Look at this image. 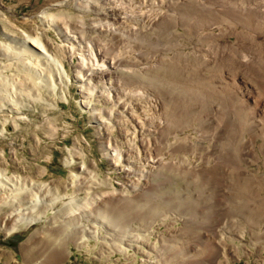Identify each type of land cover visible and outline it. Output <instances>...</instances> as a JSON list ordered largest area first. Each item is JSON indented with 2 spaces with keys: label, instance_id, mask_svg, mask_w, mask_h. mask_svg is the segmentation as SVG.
<instances>
[{
  "label": "rangeland",
  "instance_id": "1",
  "mask_svg": "<svg viewBox=\"0 0 264 264\" xmlns=\"http://www.w3.org/2000/svg\"><path fill=\"white\" fill-rule=\"evenodd\" d=\"M76 1L0 0V264H264V31L237 0Z\"/></svg>",
  "mask_w": 264,
  "mask_h": 264
},
{
  "label": "bare ground",
  "instance_id": "2",
  "mask_svg": "<svg viewBox=\"0 0 264 264\" xmlns=\"http://www.w3.org/2000/svg\"><path fill=\"white\" fill-rule=\"evenodd\" d=\"M224 2H225V0H224ZM229 2H230V0H229ZM235 3L236 4H234L235 5L234 7H235V11L236 12H234L233 14H236V19H237L238 24L242 27V29H243V27L244 28H246V27L248 28L249 27L248 29H250V27H252V28L257 27V28L254 29L255 31H253V32H257L258 33V38L261 37L262 36L261 34L264 31V0H237ZM119 4L117 3L116 0H77L76 3H75V5H77V6H79V7H81L83 9V11H81L82 13H85L87 11H92L94 13L99 14V11L102 10V11H104V15L105 16L108 15V17H110V18H114V20L120 21V25H121V20L123 21V19H124L125 16L124 15H121V9H120L121 8V6H120L121 4L120 5ZM102 6L104 8H102ZM190 6H192V5H190ZM200 9H201V7H200ZM243 11H245V13H246V16L245 17L242 16V12ZM123 14H125L126 16L128 15L125 12ZM99 15H101V14H99ZM92 25H93L92 26L93 28L96 27L95 24H92ZM97 25L99 26V31H102L101 28H100V26L101 25L105 26V23H99L98 22ZM103 30H105V29H103ZM57 31L58 32H61V33H64V36L65 37L67 36V39H71V38L72 39H76V37H74V35L70 36V33L68 34V32H69L68 30H66V31L63 30V32H62V31H60L58 29ZM113 31H114L113 29L110 30V36L111 37H114ZM259 32H260V36H259ZM242 37L243 36L240 33V35H239V38L241 39V44L240 45L243 44ZM249 39H251V38H249ZM258 40H255L254 39V40H251V41L252 42H255L256 43L255 45L258 46V44L260 43V39H258ZM22 43H25V40ZM30 43L33 45L32 48L35 47L38 50V52L39 51L42 52V53L45 52V50H46L45 49V46L38 39H36V38L31 39V42ZM26 45L27 44H24V46H26ZM86 47L87 48L85 49V51H88L87 52V56H88V59H90V65H93L94 64L96 66H94L93 68L87 67L85 69L83 66L80 65V68L79 69L82 70L84 68V72H85L84 74L85 75H90L91 72L92 73L93 72H98V73H101L103 75L106 74L108 71H106L107 69H103L102 68V66L104 65L103 63L111 65L112 63H114V60L113 59L110 60L109 58H107L105 56V54L101 51L100 46L99 45H96V42L95 43L94 42L93 43L90 42V43H88V45H86ZM242 47H243V45H242ZM28 49H31V48H28ZM31 50H33V49H31ZM34 53H35V55H38L37 52L34 51ZM252 53H254V52H252ZM247 59H248V61H250V55H249V58H247ZM82 60H84V59L82 58ZM252 60H253V57H251V61ZM98 62H100V63H98ZM252 62H254V60ZM81 64H84V63H81ZM85 65H86V63H85ZM80 75H81L80 74V70H77L76 78L81 79V76ZM100 196L102 198L104 196V194L99 195V198H100ZM42 200H43L42 196L34 197L32 200H30V202H28V203L31 204L30 206L28 204H25V205H28L27 207H24L25 205L23 206V208L25 209V211H23V213H20L18 210H16V212L13 213L15 215V217H14V220L11 222L12 223V227H10V228L5 227V228L11 229V230H15V227H17V226H15L16 223H20V224H23V223L24 224L34 223V221H36L37 219L35 217H33L30 213L37 209V207L39 205V202H42ZM122 201H123V203H127L129 205V207L130 206H133L132 204L134 202L135 203H139L134 198L130 199L129 197H123V200ZM52 203H53V200H52ZM52 203H49V204H52ZM19 214H21L22 216L19 215ZM24 214H27V215L23 216ZM123 215H124V217H126V215H125L124 212H123ZM4 226H5V223L2 224V227H4ZM55 251H56V252H54L55 254H52V255H54L55 258H57V256H59V254H61V251L60 250H58V252H57V250H55Z\"/></svg>",
  "mask_w": 264,
  "mask_h": 264
}]
</instances>
